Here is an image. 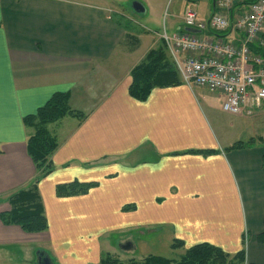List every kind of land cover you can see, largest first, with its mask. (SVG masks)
Returning a JSON list of instances; mask_svg holds the SVG:
<instances>
[{
  "label": "crops",
  "instance_id": "1",
  "mask_svg": "<svg viewBox=\"0 0 264 264\" xmlns=\"http://www.w3.org/2000/svg\"><path fill=\"white\" fill-rule=\"evenodd\" d=\"M209 1L203 21L219 12ZM255 1L236 6L230 22ZM109 9L97 0H0V214L36 177L26 151L33 131L23 119L56 93L67 94L69 109L83 116L47 127L58 144L51 173L37 185L48 230L27 234L0 220V262H38L42 252L50 264H98L111 246L108 216L137 220L145 207L152 226L170 227L184 253L207 243L228 255L244 249L248 264H264L257 242L264 232V138L226 151L238 142L212 116L222 112L221 95L206 89L180 84L133 99L131 71L148 50L123 62L140 39H131ZM220 35L242 39L232 28ZM251 50L264 53L259 43ZM72 183L96 187L57 196L58 186ZM126 206L134 210L123 213Z\"/></svg>",
  "mask_w": 264,
  "mask_h": 264
},
{
  "label": "built area",
  "instance_id": "2",
  "mask_svg": "<svg viewBox=\"0 0 264 264\" xmlns=\"http://www.w3.org/2000/svg\"><path fill=\"white\" fill-rule=\"evenodd\" d=\"M247 0H216L208 21L200 20L191 5L184 10L186 28L200 35L163 32L162 42L176 67L181 81L188 87L204 88L222 97V112L232 116L252 114L264 106L263 58L251 46L264 48V0H256L233 24L229 14ZM232 28L242 39L237 43L213 37Z\"/></svg>",
  "mask_w": 264,
  "mask_h": 264
},
{
  "label": "trees",
  "instance_id": "3",
  "mask_svg": "<svg viewBox=\"0 0 264 264\" xmlns=\"http://www.w3.org/2000/svg\"><path fill=\"white\" fill-rule=\"evenodd\" d=\"M213 36H221L211 32ZM264 61V53L261 55ZM264 67V64H263ZM132 82L129 87V95L139 102H144L150 93L156 88H168L181 84L175 67L168 59L164 49L157 47L147 53L144 60L131 71ZM69 97L64 93L54 94L35 114L23 119L26 128L31 129L33 134L26 142V151L31 159L36 172L33 183L27 189L18 191L7 198L10 211L0 214V220L5 226L19 227L27 234H39L48 230L47 219L37 192L38 183L47 177L52 168L49 159L58 147L57 141L50 135L47 127L57 123L65 117H73L82 121L80 113L73 112L68 107ZM254 141L236 143L226 151L241 150L254 146ZM264 146V143H262ZM204 155H210L209 152ZM96 187L95 184H78L58 186V197L84 195L89 189ZM132 206L122 209L123 213L133 211ZM264 227V220H263ZM257 242L264 245V232L258 235ZM243 240V248L245 246ZM173 248H183L181 241L174 240ZM98 264H119L118 259L110 260L103 256ZM142 264H248L245 259V250L234 255H228L221 249L207 243H201L190 247L185 251L179 261L165 260L161 257H148Z\"/></svg>",
  "mask_w": 264,
  "mask_h": 264
},
{
  "label": "rangeland",
  "instance_id": "4",
  "mask_svg": "<svg viewBox=\"0 0 264 264\" xmlns=\"http://www.w3.org/2000/svg\"><path fill=\"white\" fill-rule=\"evenodd\" d=\"M88 1L94 2V0ZM182 1L183 0H97L99 4H103V6L110 8L109 14L124 26L127 34L131 35V39H140L135 51L134 49L133 52L130 50L126 53V58H123V62L127 63L138 58L137 56H142V54L148 50L141 58V63L147 53L157 47L164 49L168 59L172 63L171 56L166 50L165 44L162 42L161 33L166 30L168 34H174V31L180 32L184 29L181 17L185 5L183 9L180 8L179 5ZM198 1L199 2H197L193 9L198 16L203 17L205 12L209 10L210 1ZM133 4H141L145 9V13H135L132 10ZM127 41L128 39H126V44L128 43ZM131 44L133 45L134 43ZM132 45L130 48H133ZM212 116H215L220 126L224 127L225 134L228 139L233 142H247L251 136L255 138H258V136L264 138V106L255 110L249 116L237 117L225 114L224 112H217L212 114ZM251 119H256L259 122L255 124ZM78 122L80 121L78 120ZM150 218V213L148 209L145 210V207L143 213L138 214L137 220H127L133 218L131 216L125 217L120 214L109 215L107 220V231L109 233L108 238L110 237L111 239H109L111 246L109 245L103 248L102 251H107L108 249V253H104L102 256H108L112 261L118 259L119 264H142V261L148 257H161L165 260L179 261L184 254V248L176 249L172 247L174 240L171 228L161 225L153 227ZM136 221L141 222V224L132 225V223ZM119 238L124 240L122 243L124 249L118 244ZM36 259L37 256L34 260L28 258L25 264H37ZM0 264L5 263L3 261L2 263L0 262Z\"/></svg>",
  "mask_w": 264,
  "mask_h": 264
},
{
  "label": "water",
  "instance_id": "5",
  "mask_svg": "<svg viewBox=\"0 0 264 264\" xmlns=\"http://www.w3.org/2000/svg\"><path fill=\"white\" fill-rule=\"evenodd\" d=\"M132 10L137 14H143L145 13V9L141 4H133ZM185 32L190 34H200L199 31L192 30V29H185ZM38 255V254H37ZM37 264H50L49 259L45 257L43 254L38 255V262Z\"/></svg>",
  "mask_w": 264,
  "mask_h": 264
},
{
  "label": "bare ground",
  "instance_id": "6",
  "mask_svg": "<svg viewBox=\"0 0 264 264\" xmlns=\"http://www.w3.org/2000/svg\"><path fill=\"white\" fill-rule=\"evenodd\" d=\"M247 7V6H246Z\"/></svg>",
  "mask_w": 264,
  "mask_h": 264
}]
</instances>
